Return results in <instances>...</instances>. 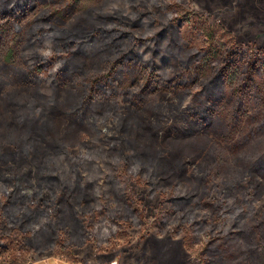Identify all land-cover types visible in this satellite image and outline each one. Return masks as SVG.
I'll list each match as a JSON object with an SVG mask.
<instances>
[{
	"label": "rangeland",
	"instance_id": "374dc122",
	"mask_svg": "<svg viewBox=\"0 0 264 264\" xmlns=\"http://www.w3.org/2000/svg\"><path fill=\"white\" fill-rule=\"evenodd\" d=\"M23 1L0 17V264H264V80L241 66L210 95L221 64L191 62L197 27L264 51V0ZM175 6L188 23L164 38ZM148 43L195 88L145 83L129 57ZM34 51L66 72L35 83Z\"/></svg>",
	"mask_w": 264,
	"mask_h": 264
},
{
	"label": "trees",
	"instance_id": "16d2710c",
	"mask_svg": "<svg viewBox=\"0 0 264 264\" xmlns=\"http://www.w3.org/2000/svg\"><path fill=\"white\" fill-rule=\"evenodd\" d=\"M30 7L31 6L29 2L23 0H10V2L7 3L0 2V17L10 16V15L12 17L14 16L20 17L19 13L22 12V14H25L27 9ZM186 23H188L187 16H185V14L180 11L179 7L175 6L174 10L170 13L169 22L166 23V25L162 26L160 36L166 38L168 37V35H170L172 29L177 28L178 30H181ZM197 31L199 35L203 38V45L202 48L198 49L197 52L192 57L191 59L192 64L195 63L199 71L208 70L210 68L212 69L215 62L221 64L218 68L216 78L213 81V87L210 95L217 93L218 87L216 80L220 79L222 83L232 84L234 80L237 78L238 73L241 70V66L242 69L244 70L243 73L246 74L245 78L250 79L252 82L255 81V83H257L256 74L260 72L262 75V79L264 80L263 50H253V49L249 50L245 48H239V47L237 48L234 46L230 47L228 46V43L226 41H223L220 38V36H218V34L215 31L210 30V28L197 27ZM32 39L35 41V45H37L38 48L47 49V50L48 49L51 50L52 45L50 41L55 40L49 38L48 35H46V33L44 32H37ZM147 45L148 46L145 49L139 51L137 54H135L134 51H132L131 52L132 55H130L129 57V62L134 61L139 67L140 72L143 75V80H145V83L149 82L151 83V85H154L155 88H160L161 86H163L166 89H171L176 92L179 90L182 91L183 87H187L192 90L193 88H195L201 77L197 76L191 81H187V79L182 76L183 72L176 70L177 67L175 60L171 57L170 54L162 53L157 48L156 49L153 48L149 43ZM71 47H72L71 44L66 45L68 54L70 53ZM55 59L56 58L49 56V54L46 53L40 54L34 51L29 61L30 77L35 78V77H39L41 74H46L39 81L35 79L34 80L35 83H39V84L46 83L45 81L47 78L48 79L50 78L49 74L52 71H55L57 74L66 72L65 66L59 64L58 63L59 61H56ZM120 63L121 62L119 60H115L114 64L112 65V68L116 69V67ZM165 70H167L168 72L169 71L171 72L172 70L173 71L171 72L172 75H170L169 77L165 76L166 75ZM202 87L205 88L207 86L203 85ZM209 100L206 101L208 104V108H206L205 110H203L202 108H198V110L194 112L195 118L198 120L197 121L198 126L201 125V124L199 125L200 118L207 121L206 126L209 127L211 125V121L209 117L213 115L211 111L212 112L214 111V108L216 107L218 102H217V98L215 97H210ZM195 134L198 133L196 132ZM24 151H26V149ZM126 151L127 150L125 149H122L120 151V153L124 158L128 159L134 157L133 154H130ZM165 162H168L167 158L159 160V164H166ZM263 164H264V158L256 163L257 166L255 170L261 167L263 169ZM152 166L154 165L152 164ZM143 167L144 169L146 168L145 165ZM56 177L59 182L64 181L61 175ZM74 186H75L74 184L72 187L69 185L67 188H65V190L68 189L72 190ZM8 196L11 197L12 196L11 193ZM8 201H4L0 203V208L5 209V207L9 203ZM229 206L233 207L235 206V204H231L230 202ZM260 222L261 224H264V221H260Z\"/></svg>",
	"mask_w": 264,
	"mask_h": 264
}]
</instances>
